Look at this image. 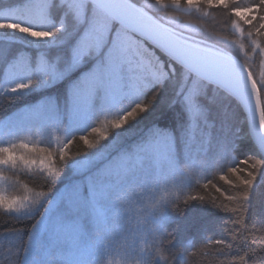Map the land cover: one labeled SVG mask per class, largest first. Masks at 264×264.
<instances>
[{"label": "trees", "instance_id": "16d2710c", "mask_svg": "<svg viewBox=\"0 0 264 264\" xmlns=\"http://www.w3.org/2000/svg\"><path fill=\"white\" fill-rule=\"evenodd\" d=\"M23 3L24 0H0V15ZM258 3L259 0H227L225 7L223 4L209 6L201 0L190 6L186 0H181L179 5L165 0L155 11L187 33L211 35L231 42L234 52L253 73L259 86L264 79V29L257 35L258 20L253 21L254 27H249L232 15L234 8H247ZM58 17L59 13H55L54 18ZM249 31L253 33L252 37L247 35ZM62 38L63 34L56 39ZM145 48L158 58L164 55L150 45L146 44ZM66 50V45L37 42L18 32L0 30V52L9 53L7 57L0 56V147L10 148L17 157L36 161L31 165L19 159L15 164H0V197L17 203L34 202V208L43 204L39 214L30 216H25L24 209L8 213L0 206V264H19L24 258L23 251L18 257L9 255L10 249L13 253L19 250L12 247L18 241L5 240V232L12 228L31 232L45 216V209L49 211L39 229L36 247L41 256L55 251L71 261L82 259L87 264H243L242 258L250 256L247 264H264V160L255 151L245 117L235 115V106L229 104L226 114L223 103L203 100L208 109V126L202 125L205 130L190 136L188 147H184L188 117L177 97L175 79L154 88L156 99L152 106L130 125H125V129L118 130L113 126L121 118L113 111L100 115L90 127L87 124L68 127V135L76 132L74 138L67 136L63 129L29 130L25 115L50 100L59 106L67 119L70 111L68 93L77 74L4 94V90L26 78L23 72L10 78L8 62L18 52L34 56L45 51L49 56H55ZM173 98L176 102L169 104ZM261 101L264 109V95ZM157 127L175 134L181 149L178 153L181 163L171 170L163 162L142 160L135 174L127 180L113 179V188L123 191L119 199L112 197L97 203V211L103 212L101 220L92 219L91 208H88L80 213V237L58 236L51 229V221L63 211L60 196L68 185L80 178L72 161L90 151L81 136L91 143H105L119 131L122 136L120 146L128 149L149 129ZM7 129L15 130L17 135H4ZM70 139L71 143H68ZM224 143L230 150L227 154L220 151ZM61 149L65 153L64 160L60 159ZM49 168L59 170L61 179L51 182ZM232 168L237 171L232 172ZM249 171L256 173V182L250 204L242 208L240 181L248 178ZM25 197L28 200H24ZM27 240L28 236H24V241Z\"/></svg>", "mask_w": 264, "mask_h": 264}, {"label": "snow or ice", "instance_id": "6c2138e0", "mask_svg": "<svg viewBox=\"0 0 264 264\" xmlns=\"http://www.w3.org/2000/svg\"><path fill=\"white\" fill-rule=\"evenodd\" d=\"M164 2L165 0H154V3L151 0H24L20 6L10 8L0 15V30L18 32L37 42L66 45L67 50L55 56H49L45 51L37 52L34 56L28 52L12 55L7 68L9 77L23 72L26 78L4 90V94L77 74L68 93L70 111L67 119L59 106L51 100L47 104L37 105L25 115V120L30 125L29 130L63 129L67 136L74 138L76 132L68 135V127L76 128L81 124L90 127L100 115L113 111L121 117L113 126L118 130L125 129L152 106L156 99V93L152 90L169 79H175L177 97L188 117L184 147H188L190 136L205 130L202 125L208 126V109L202 102L207 99L209 103H223L226 114L227 106L234 105L237 110L235 115L245 117L246 124L248 115L254 121L256 111L259 110V126L254 145L256 153L264 160V109H261L264 79L258 86L253 73L240 62L231 42L211 35L187 33L165 21L155 11ZM170 2L179 5L181 0ZM186 2L191 6L201 0ZM203 2L209 6L223 4L227 7V0ZM55 13H59L58 19L54 18ZM232 15L249 27H254L253 21L258 20L256 34L259 35L260 30L264 29V0L247 8H234ZM236 27L239 28V24ZM61 34L63 38L57 40ZM247 35L252 37L253 33L249 31ZM146 44L158 48L164 55L158 58L149 53L145 48ZM0 56L7 57L9 53L0 52ZM175 102V98L169 100V104ZM245 109H248V114ZM93 131L97 129L93 128ZM4 135L12 137L17 133L7 129ZM121 137L117 131L105 143H91L81 136L90 151L72 161L80 178L68 185L65 193L60 196L63 211L51 221V229L58 236L64 235L72 239L80 237V213L98 202L108 201L112 197L119 199L123 189L115 190L112 186L113 179L127 180L135 174L142 160L163 162L171 170L181 163L178 156L181 149L177 138L169 130L151 128L128 149L120 146ZM249 137L252 138L251 132ZM68 143H71V139ZM220 151L222 154L229 153L227 143L220 146ZM17 159L26 165L36 163L23 156L17 157L10 148L0 147V164H15ZM60 159H65L63 149ZM40 163L43 165V161ZM231 171L235 173L237 170L232 168ZM48 177L51 182H57L62 173L49 168ZM247 177L240 181L243 186L239 198L242 208L250 204L256 173L249 171ZM24 200L28 198L25 197ZM33 203L4 201L0 197V206L8 213L24 209L25 216L39 214V207H43V204L34 208ZM48 211L49 209H45V216L33 226L31 232L15 228L5 232V240L18 241L12 247L19 250L13 253L10 249L9 255L18 257L20 251H23L24 258L19 264H87L82 259L71 261L55 251L49 252L47 256H41L36 251L39 229ZM4 227L9 228L7 224ZM24 236H28L27 242L24 241ZM249 259L250 256L243 257V264H247Z\"/></svg>", "mask_w": 264, "mask_h": 264}, {"label": "water", "instance_id": "95a60500", "mask_svg": "<svg viewBox=\"0 0 264 264\" xmlns=\"http://www.w3.org/2000/svg\"><path fill=\"white\" fill-rule=\"evenodd\" d=\"M254 103H255V99H253V104ZM261 109H263L262 101H261ZM245 113L248 114V109H245ZM258 126H259V110L256 111L254 121L251 119L250 114L248 115V127H249V132H251V137H252L253 142H255L254 137L258 129Z\"/></svg>", "mask_w": 264, "mask_h": 264}, {"label": "rangeland", "instance_id": "374dc122", "mask_svg": "<svg viewBox=\"0 0 264 264\" xmlns=\"http://www.w3.org/2000/svg\"><path fill=\"white\" fill-rule=\"evenodd\" d=\"M90 208H91V209H90ZM89 209H90V211H91L90 215H91L92 219H94L95 221H97L98 219H99V220L102 219L101 217H103V212L100 214V213L97 211V210H98V206H97V204L94 205V206H92V207H89Z\"/></svg>", "mask_w": 264, "mask_h": 264}]
</instances>
